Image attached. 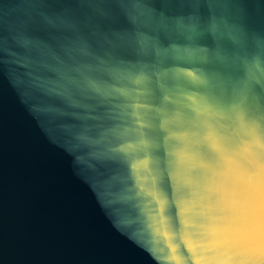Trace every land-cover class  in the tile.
<instances>
[{"label":"water","instance_id":"1","mask_svg":"<svg viewBox=\"0 0 264 264\" xmlns=\"http://www.w3.org/2000/svg\"><path fill=\"white\" fill-rule=\"evenodd\" d=\"M0 264H264V0H0Z\"/></svg>","mask_w":264,"mask_h":264}]
</instances>
